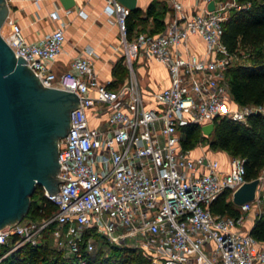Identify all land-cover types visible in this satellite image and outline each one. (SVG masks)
<instances>
[{
    "label": "built area",
    "instance_id": "1",
    "mask_svg": "<svg viewBox=\"0 0 264 264\" xmlns=\"http://www.w3.org/2000/svg\"><path fill=\"white\" fill-rule=\"evenodd\" d=\"M104 11L116 23L129 78L118 87L103 81L94 69L89 48L57 73L52 62L61 51L64 23L29 40L10 13L0 33L44 85L72 90L79 105L70 111L67 133L58 141V190L45 197L56 205L49 215H24L0 227V261L25 243L46 236L70 258L86 264L83 252L95 248L100 235L111 244L141 250L155 264H264V240L245 227V214L264 211V165L253 200L238 204L229 215L211 210L222 193L247 180L244 158L230 155L225 166L206 152L192 154L181 145L179 126L222 117L247 122L264 112V103L240 104L232 99L226 69L235 60L222 40L225 3L202 0L188 11L181 0H170L172 18L159 32L127 33L128 6L103 0ZM232 7L239 8L236 0ZM231 7V8H232ZM69 11V8H66ZM79 12H83L79 9ZM56 19L57 7L49 11ZM191 35L205 42L204 53L182 48ZM155 58L169 72L168 85L151 92L147 106L137 84L133 61ZM89 115L96 118L91 123Z\"/></svg>",
    "mask_w": 264,
    "mask_h": 264
},
{
    "label": "trees",
    "instance_id": "2",
    "mask_svg": "<svg viewBox=\"0 0 264 264\" xmlns=\"http://www.w3.org/2000/svg\"><path fill=\"white\" fill-rule=\"evenodd\" d=\"M239 8H230L228 16L222 22V40L235 52L240 47L248 48L250 61H234L226 69L232 99L240 104L264 103V0H236ZM141 8L137 6L127 15V33L132 35ZM147 17L152 16L155 27L147 31L159 32L164 28V9L157 10L155 1L146 8ZM119 64V63H118ZM115 68L122 70V65ZM181 145L192 149L194 138L205 137L209 146L222 149L232 156L244 158L246 177L258 176L264 165V113H253L247 122L222 117L214 120L211 134L203 133L198 123H187L179 126ZM227 192L220 194L212 203L211 210L229 215H237L240 210L232 199H226ZM56 205L44 195V188L37 184L30 197V206L26 215L32 217L49 215ZM250 232L257 239L264 240V211L256 217ZM102 239V238H101ZM102 244L109 248H118L114 253L103 256L84 251L86 264H155L133 247L118 246L102 239ZM61 249L52 245L46 236L39 244L25 243L6 257L0 264H81L77 259L63 257Z\"/></svg>",
    "mask_w": 264,
    "mask_h": 264
},
{
    "label": "water",
    "instance_id": "3",
    "mask_svg": "<svg viewBox=\"0 0 264 264\" xmlns=\"http://www.w3.org/2000/svg\"><path fill=\"white\" fill-rule=\"evenodd\" d=\"M133 10L136 0H119ZM65 8L75 0H60ZM215 0L207 2L213 9ZM9 11L0 0V26ZM21 54L0 33V227L21 219L30 206L37 184L50 194L58 190L59 138L67 133L70 111L79 105L76 92L44 85ZM257 113H260L258 111ZM212 121L201 125L211 134ZM261 176L242 182L232 192V200L242 204L253 200Z\"/></svg>",
    "mask_w": 264,
    "mask_h": 264
},
{
    "label": "crops",
    "instance_id": "4",
    "mask_svg": "<svg viewBox=\"0 0 264 264\" xmlns=\"http://www.w3.org/2000/svg\"><path fill=\"white\" fill-rule=\"evenodd\" d=\"M153 0H136V5L141 8L139 22L135 26H143L144 29L152 28L153 17L148 16L146 8ZM157 10L164 9L163 20L164 27L172 18L173 7L170 0H154ZM188 11L201 9L204 5L202 0H181ZM9 11L21 24L24 35L29 40H33L54 28L58 22L64 23L65 40L61 51L52 62V68L60 73L67 69L70 60L87 52L89 48L93 50L91 58L94 69L98 77L103 80H109V85L113 88L118 87L120 83L127 80L129 75H124L123 47L120 42V33L116 23L110 21L105 13L103 0H75V4L69 7V11L62 5L60 0H7ZM57 7L59 16L54 19L49 15V11ZM82 9L83 12H79ZM135 28L133 29V31ZM182 48L192 49L199 54L204 53L205 42L198 35L189 36L181 44ZM137 63L138 74L134 70L139 89L141 90L147 106H153L151 92L168 85L170 81L169 72L166 65L155 59H145L137 57L134 59ZM122 65V70L115 68L117 64ZM118 64V65H119ZM91 123H96V118L89 115ZM208 146L201 149H192V154L203 152L217 157L223 166L226 165L230 154L222 149H212ZM216 153L222 154L221 157ZM250 223L249 227H251Z\"/></svg>",
    "mask_w": 264,
    "mask_h": 264
},
{
    "label": "rangeland",
    "instance_id": "5",
    "mask_svg": "<svg viewBox=\"0 0 264 264\" xmlns=\"http://www.w3.org/2000/svg\"><path fill=\"white\" fill-rule=\"evenodd\" d=\"M222 1L225 3L227 10H229L232 7V5L230 3L231 0H222ZM138 22L140 24H143V21L141 19H137L136 24ZM143 27H144V25L142 27L141 26H135V30L133 31V33L138 31V30H140V29H144L145 28V27L144 28ZM154 27H155V21H153V23H152V28H154ZM250 59L251 58H249L248 48L240 47L237 51H235V60L234 61L248 62V61H250ZM137 63L138 62H136L135 60L133 61V68L136 71V73L138 74ZM122 65H123V68H124V73H125L124 75H130V69L128 68L127 64H122ZM193 140H194V146L192 148L193 150L201 149V147H204V146H208L209 148H211L209 146L208 142L205 140V137L202 136V135L196 136ZM212 149L214 150V148H212ZM218 149L219 148H217V150ZM216 155L219 156V157L222 156V154H219V153H216ZM263 191H264V189H263ZM257 216L258 215H254V213L251 212V211L247 212L245 214V227L249 226L250 223H252L251 225H253L254 220L256 219ZM94 238H95L94 239L95 248L93 249V252H92L93 255L103 256L104 254L114 253V252L119 250L118 248H112L111 249V247L109 248L107 245L106 246L103 245L102 244V239L103 238L100 237V235H95ZM60 251L61 252H59V254H61L63 257H69V256H67L68 253L66 251H64V250H60ZM146 258H148V257H146Z\"/></svg>",
    "mask_w": 264,
    "mask_h": 264
}]
</instances>
